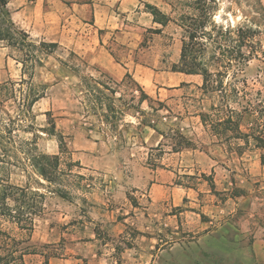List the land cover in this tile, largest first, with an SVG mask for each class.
Wrapping results in <instances>:
<instances>
[{
  "label": "rangeland",
  "instance_id": "obj_1",
  "mask_svg": "<svg viewBox=\"0 0 264 264\" xmlns=\"http://www.w3.org/2000/svg\"><path fill=\"white\" fill-rule=\"evenodd\" d=\"M102 2L117 9V0ZM141 3L154 11L147 0ZM161 6L165 13L155 10V19L165 25L138 22L146 29H135L131 45L111 41L100 52L95 44L89 57L58 27L73 21L84 29L92 18L72 20L61 0L9 3L14 21L33 41L59 43L53 53L41 55L42 64L25 66L34 71V84L46 88L33 107L38 147L60 154L66 172L52 183L42 179L44 208L32 233L4 224L23 245L34 247L25 264L46 258L50 264H264V0H162ZM191 16L212 34L204 61L214 88H204L200 74L171 69L180 60ZM240 26L247 57L238 66ZM158 28L159 33L152 30ZM107 49L118 61L134 62L132 75L150 102L139 105L135 83L106 70V57L113 60ZM71 51L87 66L75 71L70 65L80 60ZM24 59V52L0 41V83L20 80ZM82 75L100 77L117 90L124 115L111 119L114 129L83 107ZM6 108L19 111L12 101ZM231 109L249 135L238 137L235 123L217 124ZM47 111L56 121V135L42 131L49 127ZM201 113L211 117L204 122ZM91 123L94 130L88 129ZM157 174L164 181L169 175L165 183L174 189L153 201L150 181ZM25 180L21 173L12 176L13 182ZM59 187L66 197L50 191Z\"/></svg>",
  "mask_w": 264,
  "mask_h": 264
},
{
  "label": "trees",
  "instance_id": "obj_2",
  "mask_svg": "<svg viewBox=\"0 0 264 264\" xmlns=\"http://www.w3.org/2000/svg\"><path fill=\"white\" fill-rule=\"evenodd\" d=\"M10 2L11 0H0V41L24 52L26 60L22 61L24 67L20 80L0 83V264H25L24 257L27 254L36 253L34 247L30 244L23 245L24 240L13 236L4 227V224L8 222L22 232L32 233L35 228V219L44 208L46 195L40 191L45 184L42 179L52 183L57 180L59 175L66 173L60 169V154H48L38 147L37 137L39 133H37L38 130L33 122L35 118L33 107L37 101L45 97L46 88L44 86L37 87L34 84V71H27L25 66L27 62H31L32 65L42 64L41 55L53 53L59 43L45 40L39 43L33 41L30 34L14 21L9 8ZM78 2L90 3L92 0H79ZM146 6L154 10L150 12L154 15V20L157 21L155 10L159 9L149 3H146ZM190 18L191 21L186 28L188 36L183 39L180 60L174 63L171 69L174 72L185 74H200L203 76L202 86L206 89L214 88L216 85L212 78L213 73L204 61V51L208 48L207 41L212 34L210 31H206L204 21L195 16ZM160 23L165 25L164 22ZM152 30L161 32L159 28ZM243 31L244 28L240 26L235 33L237 51L234 53V58L239 61L238 66L247 57L246 53H242L243 46L246 44ZM70 55L80 60L79 63L70 65L75 71L87 66V62L74 51H71ZM229 62L231 63V61ZM101 75L111 79L105 73L101 72ZM127 79L133 81L137 87L139 105L152 100V97L129 71L126 72L121 81ZM81 88L84 94L81 101L83 107L97 115L98 120L105 124L106 128H109L108 130L114 129L116 123L111 119L124 115L123 109L119 108L116 103V100L120 99L116 96L117 90L108 85L105 80L93 75L81 76ZM10 101L18 107L19 111L16 114L11 113L6 108ZM46 114L48 115L49 127H42V131L56 135L57 127L54 116L50 111H47ZM235 114H239V112L236 109H231L229 115L218 118L217 124L235 123L238 137L249 135V133H244L241 130L239 122L234 119ZM200 116L204 122L208 117H211L209 113H201ZM95 128V123H91L88 127L90 130ZM99 130L100 132L105 131L102 127H99ZM20 131L30 132L33 137H22ZM60 143V147L65 151L67 147L62 136ZM63 151L61 152L63 153ZM14 173L23 174L26 177L25 182H13ZM48 187L51 188V185ZM50 191L62 197L67 196L66 190L61 187ZM26 240L29 241L30 239ZM36 264H50V262L46 258Z\"/></svg>",
  "mask_w": 264,
  "mask_h": 264
},
{
  "label": "crops",
  "instance_id": "obj_3",
  "mask_svg": "<svg viewBox=\"0 0 264 264\" xmlns=\"http://www.w3.org/2000/svg\"><path fill=\"white\" fill-rule=\"evenodd\" d=\"M70 11L73 13L70 17L74 20L76 17L78 20H85L92 18L91 22H85L84 25H89V27L81 26L74 27L73 21L70 22L72 25L59 22V29L63 35L67 36L73 44L76 45L81 43V46L86 50L84 52L92 57L88 49L99 44V51L103 52V48L106 49V44L110 42L118 41L126 45H131L133 43L134 33L136 28H141L138 22L148 26L150 28H156L157 25L162 24L154 20V15L146 10L141 0H117V9L112 8L110 5L102 2V0H92L90 3L78 2L79 0H61ZM149 4L156 6L163 13L165 8H162V0H147ZM141 3V4H140ZM146 4V3H145ZM146 29V27H142ZM108 54L112 57V61L106 57L107 64L104 66L106 70L112 75L123 76L126 72L135 74L134 62L129 61H118L114 55L107 49ZM188 76L191 74H185ZM169 182L170 176L167 175ZM157 175L152 176V182L150 181V197L153 201H158L166 198L174 187L165 183ZM174 193L176 190L173 191ZM174 204L177 205L179 202V197L174 196Z\"/></svg>",
  "mask_w": 264,
  "mask_h": 264
}]
</instances>
